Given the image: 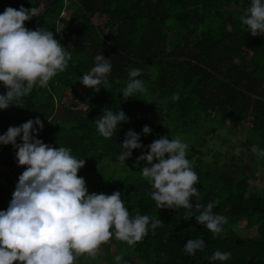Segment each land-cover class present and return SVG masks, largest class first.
Masks as SVG:
<instances>
[{
    "label": "trees",
    "instance_id": "16d2710c",
    "mask_svg": "<svg viewBox=\"0 0 264 264\" xmlns=\"http://www.w3.org/2000/svg\"><path fill=\"white\" fill-rule=\"evenodd\" d=\"M20 5L41 9L24 26L51 31L71 59L46 87H34L18 106L0 110V134L39 117L44 127L37 139L85 160L77 175L89 194L119 191L130 216L162 222L134 247L112 238L95 260L82 255L75 264H114L117 254L127 264H210L216 250L231 253L223 264H264V160L250 151L253 144L264 148V37H253L240 20L249 0H0V13ZM96 54L112 63L109 86L98 93L79 81ZM133 68L141 70L145 91L125 101L120 89ZM5 92L0 85V94ZM173 93H179L176 102ZM116 109L129 120L105 139L95 121ZM145 125L151 128L147 136ZM129 129L144 146L161 136L188 144L199 203L217 201L213 212L227 217L221 234L214 236L195 216L185 220L188 211L199 214L195 208L156 207L141 175L147 162L137 161L142 150L133 149L122 164L117 159ZM15 151L0 145V210L25 170ZM254 175L260 188L249 182ZM196 238L205 247L189 256L183 246Z\"/></svg>",
    "mask_w": 264,
    "mask_h": 264
},
{
    "label": "clouds",
    "instance_id": "9594fccd",
    "mask_svg": "<svg viewBox=\"0 0 264 264\" xmlns=\"http://www.w3.org/2000/svg\"><path fill=\"white\" fill-rule=\"evenodd\" d=\"M38 16L41 9L36 6L26 9L20 5L18 10L9 6L0 13V85L6 89L0 94V110L18 106L34 87H46L55 75L68 67L70 53L51 31L24 26L25 21ZM240 20L253 37H264V0H249ZM93 61V66L79 81L98 93L101 87L109 86L112 63L111 58L102 54H96ZM140 76L139 68L128 71L125 86L120 89L123 100L145 91L143 80L138 79ZM179 98V93L170 97L173 102ZM128 120L122 110H106L95 121L96 130L108 139L121 122ZM43 127L36 117L19 126H9L0 134V145H12L17 165L25 166L6 210H0V264H75L82 255L95 260L100 246L110 239L134 247L161 225L160 220L148 215L130 216L119 191L110 195L89 194L85 180L77 175L85 160L73 156L68 147L54 148L37 139ZM141 131L147 136L151 128L145 125ZM18 138L21 143H17ZM121 146L123 151L117 157L121 164L132 156L133 149L142 150L137 161L147 162V166L141 168V175L149 181L153 189L151 199L158 209L195 208L199 214L188 211L185 220L195 216L214 236L223 232L227 217L213 212L218 202L199 203L200 192L194 187L198 176L186 158L189 146L181 137L169 140L161 136L144 146L141 135L129 129ZM145 147L146 154L143 153ZM250 151L258 160H264V148L253 144ZM190 198H194V204L190 203ZM204 247L202 239H188L183 251L193 256ZM230 255L216 250L208 259L210 264L216 261L223 264ZM114 264H127V261L117 254Z\"/></svg>",
    "mask_w": 264,
    "mask_h": 264
},
{
    "label": "rangeland",
    "instance_id": "374dc122",
    "mask_svg": "<svg viewBox=\"0 0 264 264\" xmlns=\"http://www.w3.org/2000/svg\"><path fill=\"white\" fill-rule=\"evenodd\" d=\"M98 21H99V20H98ZM98 21H97V22H98ZM59 90H60V88H59ZM54 96H55V98H57V97L59 96V94H58V93H55ZM254 176H255V177H254ZM254 176H253V178H251V179L249 180V182H250L251 185H256V186H258V187L260 188L261 185H262V183L258 181V178L256 177V175H254ZM89 189H90V188H87L88 191H89ZM99 251L101 252L100 249H99ZM111 252H114L113 249L111 250ZM101 254H102V253H101ZM112 254H113V253H112ZM96 264H104V262H100V263H99V261H98ZM134 264H136V263H134Z\"/></svg>",
    "mask_w": 264,
    "mask_h": 264
}]
</instances>
